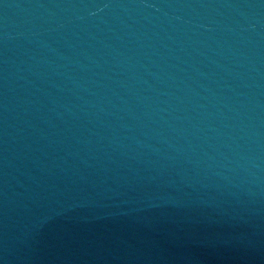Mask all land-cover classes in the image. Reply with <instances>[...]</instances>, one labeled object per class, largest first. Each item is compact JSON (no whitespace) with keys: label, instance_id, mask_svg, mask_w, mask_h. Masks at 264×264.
<instances>
[{"label":"water","instance_id":"water-1","mask_svg":"<svg viewBox=\"0 0 264 264\" xmlns=\"http://www.w3.org/2000/svg\"><path fill=\"white\" fill-rule=\"evenodd\" d=\"M0 264H264V0H0Z\"/></svg>","mask_w":264,"mask_h":264}]
</instances>
